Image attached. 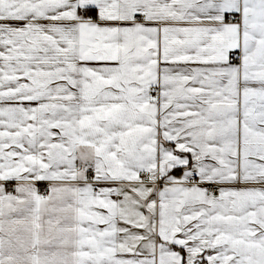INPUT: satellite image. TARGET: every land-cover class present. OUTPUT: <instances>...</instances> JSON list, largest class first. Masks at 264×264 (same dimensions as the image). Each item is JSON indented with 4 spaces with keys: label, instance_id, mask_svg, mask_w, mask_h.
<instances>
[{
    "label": "snow or ice",
    "instance_id": "snow-or-ice-1",
    "mask_svg": "<svg viewBox=\"0 0 264 264\" xmlns=\"http://www.w3.org/2000/svg\"><path fill=\"white\" fill-rule=\"evenodd\" d=\"M0 264H264V0H0Z\"/></svg>",
    "mask_w": 264,
    "mask_h": 264
}]
</instances>
